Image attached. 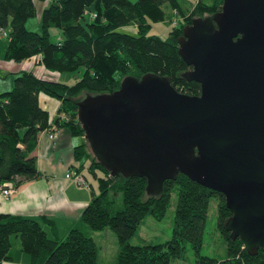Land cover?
Listing matches in <instances>:
<instances>
[{"label":"trees","instance_id":"trees-1","mask_svg":"<svg viewBox=\"0 0 264 264\" xmlns=\"http://www.w3.org/2000/svg\"><path fill=\"white\" fill-rule=\"evenodd\" d=\"M222 4L223 0H196L190 12L184 11L182 0H56L41 14L39 30L31 32L25 26L36 16L34 0H0V38L1 32L7 33L3 63L20 66L39 56L37 61L48 74L83 72L81 79L70 86L20 70L12 90L0 94V186L13 182L18 189L40 178L32 156L40 134L54 126L84 139L76 116L77 104L86 96L113 94L125 78L159 76L168 79L178 93L199 96V86L183 78L191 68L178 56L177 39L193 20L219 13ZM174 14L184 20L176 23L166 40L146 35L151 25L176 18ZM133 26L137 35L122 31ZM52 30L59 31L58 41L52 38ZM8 76L0 74V79ZM38 95L59 102V118L53 124L39 107ZM73 160L72 172L87 170L98 181V193L90 191V203L76 226L65 238L51 240L36 220L0 215V264L11 262L12 237L19 239L21 252L30 264H97V246L86 232L106 230L116 236L114 264H170L183 259L187 245L194 252L195 264H264V250L249 257L240 239H229L223 225L230 212L220 194L177 175L176 180L163 183L160 196L148 198L144 179L111 178L93 159L85 140L74 148ZM174 191L177 201L171 239L159 246H131L130 240L145 219L164 218ZM212 200L217 201L216 229L227 251L223 261L200 255Z\"/></svg>","mask_w":264,"mask_h":264},{"label":"water","instance_id":"water-1","mask_svg":"<svg viewBox=\"0 0 264 264\" xmlns=\"http://www.w3.org/2000/svg\"><path fill=\"white\" fill-rule=\"evenodd\" d=\"M178 56L201 89L197 97L147 74L113 94L77 105L84 140L111 178L146 181L158 197L186 176L224 197L223 225L249 257L264 250V0H223L219 13L193 20Z\"/></svg>","mask_w":264,"mask_h":264},{"label":"crops","instance_id":"crops-1","mask_svg":"<svg viewBox=\"0 0 264 264\" xmlns=\"http://www.w3.org/2000/svg\"><path fill=\"white\" fill-rule=\"evenodd\" d=\"M54 1L56 0H34L37 9V31L40 27L41 14ZM128 1L134 3L137 0ZM182 1L185 2L184 11H190L196 5L195 0ZM51 36L55 41H58L59 31L52 30ZM6 47V43L0 47V71L2 74H9L10 79L5 84L6 87L11 88L13 87L11 86L13 78L22 68L2 62ZM35 64L40 71L44 70L38 61ZM38 96L39 107L47 112L50 124H53V121L59 118L57 115L60 108L59 102L43 95ZM47 136L46 133L40 134L32 154L36 161L37 172L41 177L23 183L10 199H5L0 195V215L36 220L46 237L56 240L65 238L67 233L76 226L81 213L90 203V191L93 190L91 182L85 177L86 170L81 174L89 188L79 187L76 183L66 180L67 174L74 173L71 170L75 164V160H73L74 148L80 146L84 139L71 136L65 128L57 130L54 143L50 142ZM10 260L11 262L1 264H30V259L21 252L19 245H14V248H11Z\"/></svg>","mask_w":264,"mask_h":264},{"label":"rangeland","instance_id":"rangeland-1","mask_svg":"<svg viewBox=\"0 0 264 264\" xmlns=\"http://www.w3.org/2000/svg\"><path fill=\"white\" fill-rule=\"evenodd\" d=\"M193 1V0H192ZM196 2V0H195ZM192 10H190L191 12ZM189 12V13H190ZM176 18H168L165 19V21L161 23H155V25H151V29L148 30L147 36H158L162 40H166L168 37V33L172 28L177 27L176 23H180L184 20V18L178 16L177 14H174ZM175 23V24H174ZM37 25L38 20L37 16H35L34 19L29 20L26 23L25 28L27 31L35 32L37 31ZM136 26L133 27H127L122 29V31L129 35H137L136 32ZM121 31V32H122ZM6 43V39L3 37L0 38V47ZM7 44V43H6ZM40 58L37 56V58H34L32 60H28L25 63H23L21 66L22 71H30L32 70V73L35 74L36 77H39L41 79H44L46 81H49L51 79H56L62 83H66L67 85H73L75 82L79 81L82 77L83 72L78 71L70 74H48L45 70L40 71L38 66L35 64L37 62V59ZM81 73V74H79ZM0 74L1 71H0ZM48 74V75H47ZM4 75V74H3ZM46 75V76H45ZM10 79V77H5L4 79H0V94L10 92L12 90L11 88L6 87V81ZM16 78H13V82ZM55 80V81H56ZM11 85V86H12ZM85 177L91 182L92 190L97 195L98 193V181L93 180V177L88 173L86 170ZM176 191H174L171 195V203L168 211L166 212L164 218L161 221H155L151 218H147L143 221L141 227L136 232V235L130 240L129 244L131 246H137V247H143V246H156V245H164L165 242L169 241L172 236V229L174 225V215H175V205H176ZM122 201H121V195L119 194L117 198V205L120 207ZM217 201L212 200L209 203L208 206V213H207V221L204 225V233L202 237L203 245L200 250V255L202 257L206 258H212L217 261H223L227 257V251H225V244L224 240L221 239L220 234L218 233L216 229L217 224ZM86 235L89 237H92L95 246H97V264H114L117 258V252H118V245L116 244V236L112 233V231H102L99 233H93L91 231L86 232ZM14 245H20L19 239L12 237L11 238V248H14ZM183 259L176 260L171 262L170 264H195V255L194 252L190 249V247L187 245L185 247Z\"/></svg>","mask_w":264,"mask_h":264},{"label":"built area","instance_id":"built-area-1","mask_svg":"<svg viewBox=\"0 0 264 264\" xmlns=\"http://www.w3.org/2000/svg\"><path fill=\"white\" fill-rule=\"evenodd\" d=\"M6 34L7 33L5 32H1V37L6 38L7 37ZM56 132H57L56 127H51L50 131L45 132L46 134H48L47 137L50 140V142H53V143L55 142ZM66 180L76 183L77 186L79 187L88 188V183L87 181L84 180V177L82 176L81 173H69L66 175ZM2 187L3 188L0 191V195L3 196L5 199H10V197L13 196V194H15L17 191V188L13 182L5 183L3 184Z\"/></svg>","mask_w":264,"mask_h":264},{"label":"bare ground","instance_id":"bare-ground-1","mask_svg":"<svg viewBox=\"0 0 264 264\" xmlns=\"http://www.w3.org/2000/svg\"><path fill=\"white\" fill-rule=\"evenodd\" d=\"M61 117H62V120H64V116H61ZM53 127H54V126H53ZM4 184H5V183H4ZM2 186H3V185L0 186V191H1V189L3 188Z\"/></svg>","mask_w":264,"mask_h":264}]
</instances>
